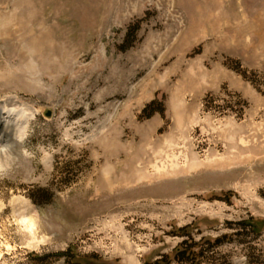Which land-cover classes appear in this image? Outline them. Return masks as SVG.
<instances>
[{
    "label": "rangeland",
    "instance_id": "rangeland-1",
    "mask_svg": "<svg viewBox=\"0 0 264 264\" xmlns=\"http://www.w3.org/2000/svg\"><path fill=\"white\" fill-rule=\"evenodd\" d=\"M12 101L0 264H264V0H0Z\"/></svg>",
    "mask_w": 264,
    "mask_h": 264
},
{
    "label": "bare ground",
    "instance_id": "bare-ground-1",
    "mask_svg": "<svg viewBox=\"0 0 264 264\" xmlns=\"http://www.w3.org/2000/svg\"><path fill=\"white\" fill-rule=\"evenodd\" d=\"M29 116L30 115L26 113L24 108L17 105L16 101L3 103L0 105L1 156H3L2 154L12 151V146H14L15 143L20 142V139L16 137L14 131L17 130L19 132H24L28 127Z\"/></svg>",
    "mask_w": 264,
    "mask_h": 264
},
{
    "label": "trees",
    "instance_id": "trees-1",
    "mask_svg": "<svg viewBox=\"0 0 264 264\" xmlns=\"http://www.w3.org/2000/svg\"><path fill=\"white\" fill-rule=\"evenodd\" d=\"M155 104V101L150 102L143 111H147L151 109V107ZM159 111L160 113H163V109H152L151 113ZM150 114V113H149ZM239 228L242 230H250L251 232L258 233L259 230L256 228L255 225L250 223V221H240L238 223ZM181 236L186 237L179 246L176 248L174 258L178 262L182 263H194L196 258L200 255L201 250H197V246H199L198 242H194L193 238L189 237L188 233L185 231V227L180 228ZM225 239V236L217 237L214 239L212 245L215 247H218L222 244L223 240ZM170 259H168L167 256L163 255L160 259L155 260L152 264H169Z\"/></svg>",
    "mask_w": 264,
    "mask_h": 264
}]
</instances>
